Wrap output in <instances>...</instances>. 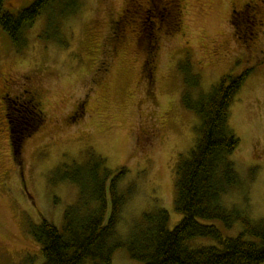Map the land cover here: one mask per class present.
I'll return each mask as SVG.
<instances>
[{
    "label": "rangeland",
    "instance_id": "rangeland-1",
    "mask_svg": "<svg viewBox=\"0 0 264 264\" xmlns=\"http://www.w3.org/2000/svg\"><path fill=\"white\" fill-rule=\"evenodd\" d=\"M34 1L5 0L4 9L17 14ZM169 1L80 0L79 11L62 19L54 39L40 37L46 21L41 16L20 52L0 27V264H43L30 226L45 219L62 227L78 188L51 179L57 167L81 163L88 149L110 170L126 169L119 182L126 197L120 239H129L142 215L157 209L169 213L170 230L182 220L174 204L176 167L195 146L201 123L181 101L179 66L188 59L200 76L192 94H207L223 76L251 69L229 108L228 125L239 139L230 159L240 184L222 204L253 223L264 220V0H178L171 33L164 9ZM247 3L260 10L252 27L241 12ZM142 31L152 33L151 41H142ZM27 86L37 93L45 122L23 140L18 165L5 101ZM202 222L226 237L244 230L240 221L231 229L219 220ZM189 244L217 245L204 237ZM111 264L146 263L131 259L123 247Z\"/></svg>",
    "mask_w": 264,
    "mask_h": 264
},
{
    "label": "trees",
    "instance_id": "trees-1",
    "mask_svg": "<svg viewBox=\"0 0 264 264\" xmlns=\"http://www.w3.org/2000/svg\"><path fill=\"white\" fill-rule=\"evenodd\" d=\"M173 1L164 7L170 16V33L177 18L178 0ZM4 4L5 0H0V27L19 52L28 44L27 31L41 16L45 15L46 21L40 37L50 40L59 33L62 19L80 8V0H35L11 14ZM124 16L127 17L125 13ZM251 20L246 19V25L252 27ZM146 21L152 23L151 17L147 16ZM141 33L142 41H151V32ZM147 49L149 56L151 47ZM179 71L185 85L182 104L201 122L195 146L188 156L180 157L176 167L174 204L182 220L170 230L169 213L157 209L142 215L129 239H120L117 226L126 197L119 190V182L126 169L110 170L102 156L88 149L81 163L57 167V178L51 179L54 185L66 181L78 188L77 200L64 211L62 227L45 219L30 226L29 233L40 245L43 264H111L115 251L123 247L131 259L146 264H264V220L253 223L222 204V197L240 184L230 159L239 139L228 125L229 108L251 69L223 76L207 94H192L190 89L198 88L200 76L192 73L189 59L179 66ZM5 105L13 156L20 165L22 142L44 124L45 114L38 97L27 91L16 98L7 97ZM202 220H219L228 229L240 221L244 230L236 237H226L216 225ZM200 237L213 239L217 245L190 246Z\"/></svg>",
    "mask_w": 264,
    "mask_h": 264
},
{
    "label": "flooded vegetation",
    "instance_id": "flooded-vegetation-1",
    "mask_svg": "<svg viewBox=\"0 0 264 264\" xmlns=\"http://www.w3.org/2000/svg\"><path fill=\"white\" fill-rule=\"evenodd\" d=\"M257 7V5H253V4H249V3H247V4H245L243 7H242V10H241V12L243 13V14H246L247 16H249V17H251L252 18V22H253V18L254 19H256V15L257 14H260V10H259V12L256 10V7ZM250 11V12H249ZM237 12V10H235V9H233V11H232V15H233V13H236ZM254 13H256V15L254 14ZM29 92V94H35L36 95V97H37V93L34 91V90H32L30 87H28L27 86V88L25 87V88H23V90H21V92H20V94L21 93H23V92Z\"/></svg>",
    "mask_w": 264,
    "mask_h": 264
}]
</instances>
